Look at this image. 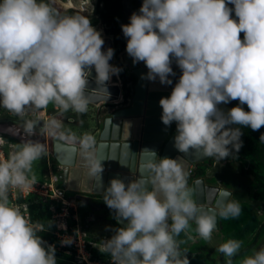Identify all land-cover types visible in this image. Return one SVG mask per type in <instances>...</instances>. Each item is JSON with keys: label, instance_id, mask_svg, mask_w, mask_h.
<instances>
[{"label": "clouds", "instance_id": "1", "mask_svg": "<svg viewBox=\"0 0 264 264\" xmlns=\"http://www.w3.org/2000/svg\"><path fill=\"white\" fill-rule=\"evenodd\" d=\"M129 21L121 25L126 52L133 64H145L142 78L173 85L172 64L181 70L170 95L159 100L162 123L176 124V149L218 161L235 158L243 146L241 127H264V0H143ZM104 43L89 16L69 13L64 0H0V108L18 117L28 136L38 131L60 142L67 164L78 157L99 186L104 169L97 137L71 125L78 121L82 128L80 118L90 104L110 98L108 82L122 71L109 63L114 49L102 50ZM231 101L239 103L220 107ZM50 105L52 114L42 120ZM259 139L264 144V133ZM7 144L0 138V147ZM47 156L48 144L30 139L10 144L6 157L0 152V264H57L55 245L39 235L52 222H33L28 205L10 198L33 188L34 165ZM133 175L127 184L111 179L103 194L123 224L109 228L113 234L98 247L111 264H190L181 245L211 241L218 219L242 212L230 193L214 207L198 203L180 157L144 149ZM72 243V237L61 241ZM242 246L227 239L216 251L224 264H234ZM239 264H264V246Z\"/></svg>", "mask_w": 264, "mask_h": 264}, {"label": "water", "instance_id": "2", "mask_svg": "<svg viewBox=\"0 0 264 264\" xmlns=\"http://www.w3.org/2000/svg\"><path fill=\"white\" fill-rule=\"evenodd\" d=\"M105 43L102 50L106 51L109 47L114 49V56L109 61L114 64L116 50L113 45L112 37L107 34L102 35ZM122 59L124 67L129 70L135 77L133 91L124 99L121 88V80L119 76L113 75L111 85H108L110 98L106 102L100 100L92 103L100 105L101 103L111 105L116 104V109H113L109 115L104 116L101 129L97 133L99 144V156L102 159L103 172L101 175L102 186L99 182L93 181L80 166L79 158L70 166L66 162V153L62 149L60 142L51 138H46L35 132L28 136L16 120H0V134H4L17 139L20 143L27 140L39 141L47 143L56 161L64 166V179L66 188L70 191H76L85 194L103 195L105 189L109 186L110 180L113 178L122 179L126 184L139 176L133 175L135 167L139 161V156L142 150L149 149L157 153L161 158L167 157L176 159L180 157L185 169L189 173L188 184L195 191L194 199L198 203H205L207 206L214 207L217 202L225 196L231 194L233 190L226 187H221L218 184H211L205 181L202 176H197V168L199 163H202L210 158L197 156L194 150H189L188 153L179 152L174 144L176 134L172 133V126H165L161 120L162 108L159 105V100L162 97H168L172 91L171 85H162L157 79L155 82L142 78L146 76L148 69L143 62L133 64L132 58L127 52H121L118 57ZM95 70H92V75L89 78V88L96 87ZM128 146H125L127 145ZM71 155L70 151L67 153ZM147 159V157L145 158ZM129 164L132 167H129ZM191 166L194 169H191ZM79 196L88 198L87 195ZM123 226V224H119ZM219 228V219L217 221V229Z\"/></svg>", "mask_w": 264, "mask_h": 264}, {"label": "rangeland", "instance_id": "3", "mask_svg": "<svg viewBox=\"0 0 264 264\" xmlns=\"http://www.w3.org/2000/svg\"><path fill=\"white\" fill-rule=\"evenodd\" d=\"M80 1L82 9L79 11L77 9L69 8L67 9L69 13L78 12L82 15L89 16L92 26L97 31H100L102 35L105 34L103 31V26L101 25V23L97 19L96 14L94 13L95 0ZM124 7L125 15L126 17H129L130 10L127 1H124ZM123 52H126V48L123 50ZM120 60L122 61L121 56ZM129 73L128 74L132 75L135 81L134 75L131 72ZM129 85L132 93L134 86L133 82L131 81ZM233 102L234 101H231L228 104H221L220 107L222 109H225L226 111V109L228 110L232 107ZM107 105L109 104H90L88 113L80 118L83 120L82 128L79 126L78 121L73 123L71 127L78 131L87 130L97 137V133L101 129L104 116L109 115L111 111L113 109H116V107L118 106H116V104H113L108 108ZM52 112L53 108L50 105L46 111L41 112V119H47L48 116L52 114ZM69 115H71V113ZM0 119H15L16 121H19L18 117L7 112V110L3 108H0ZM65 122L67 123V121ZM0 138H3L9 143L7 145H4L3 147H0L2 148L3 153L6 156L10 144L20 143L17 139L4 134H0ZM210 159L199 163L202 164L199 167L204 168L202 174L197 176L204 177L205 181H208L211 184H221L220 186L226 187L231 190L238 189V196L240 198L238 196H232L230 199L240 200L242 205V212L239 218L236 219H220L221 223L219 222V228L216 232L213 233V238L211 241L205 242L197 238L195 242H188V245H186V247H188L187 253L189 254L186 255L190 261V264H212V260H214L215 264H221L219 261V253L216 251L217 245L225 242L227 239H237L243 241L242 247L246 246L251 241L252 236L254 234V231H250V227L252 226L253 221L256 220V223L258 225L259 222L264 220L263 205L260 203L256 204L254 200L246 196V192L243 187L246 183H249L248 178L240 176V170L236 165L225 162L221 163L218 160H213V162L210 163ZM57 163L58 162L56 161L50 148L48 147V156L40 159L34 165V170L37 174V179H43L44 177L48 176L50 171L56 169ZM207 168L209 170H207ZM191 169L193 170L194 167L191 166ZM205 170L207 173H205ZM218 177L222 178L221 181L218 180ZM232 182L233 184H231ZM91 197L92 198L89 200L86 198L85 200L80 199V202H78V204L76 205V213L78 215L79 223L84 226L85 232L88 236L89 241L91 242V245H94L96 242H100V239H102L103 237H111L113 233L108 229L115 228V225L113 224V210L109 209L104 203L103 195L92 194ZM33 204L35 205L36 202H33ZM32 210L33 212L35 211L34 206L32 207ZM40 236L43 240L47 241L48 244L50 243L49 230L46 229L45 231L41 232ZM98 245L99 244H96V246ZM262 246H264V232L258 237L255 244L245 254H243V257L245 255H250L253 249L258 250ZM72 257L73 256L71 253L61 250V252L56 253L57 264H74ZM243 257L241 256L235 259L234 264H239V260H241Z\"/></svg>", "mask_w": 264, "mask_h": 264}, {"label": "trees", "instance_id": "4", "mask_svg": "<svg viewBox=\"0 0 264 264\" xmlns=\"http://www.w3.org/2000/svg\"><path fill=\"white\" fill-rule=\"evenodd\" d=\"M124 1L128 2L130 14L129 17L125 15V7ZM143 0H95L94 4V13L97 16V19L103 26L104 33L110 35L112 37L113 45L116 50L115 61L113 66L119 67L122 71L119 73V78L121 80L122 88L124 90L123 97L126 99L130 94V83L133 82L134 79L132 75H129L124 68L123 63L121 62L118 54L121 53L127 44V39L124 37L121 25L128 24L129 18L133 12H138ZM232 7L231 5H229ZM234 17V13H233ZM241 38H243V33H241ZM173 71L176 72L175 77H170L173 80V87L179 76L181 75V70L178 66L173 63L172 64ZM239 102L234 101L232 107L237 106ZM245 111H248L247 105H243ZM7 119V118H6ZM5 120V119H0ZM15 120V119H11ZM174 126V125H173ZM172 126V129L174 128ZM241 131L243 133L241 139L243 141V146L238 153H236L235 158L228 157L225 159L220 160L221 163H229L236 165L240 170V176L246 177L249 180V183L244 185V190L246 192V196L250 199L254 200V202L260 203L263 205L264 208V144L260 142V135L264 133V127H262L259 131H253L250 127H241ZM210 163L215 158L210 159ZM200 164L199 166H201ZM204 167L197 168V174H202ZM237 179V178H235ZM235 196H238L239 190H234ZM239 197V196H238ZM240 198V197H239ZM80 202V198H78ZM33 204V203H32ZM29 207V217L33 222H40L44 223L45 225L50 221V214H51V205L57 207L58 204L56 202L51 201H44V202H36V204ZM35 207V211L33 212L32 207ZM114 213V212H113ZM74 220L69 217L67 219L68 225H72ZM113 223L116 227H120L117 224V221L113 218ZM255 225V226H254ZM84 229V226L82 225ZM47 230L54 229V224H51V227H47ZM85 231V229H84ZM250 231H254L251 241L244 247L241 248L240 254L234 258L235 259L243 256L256 242L258 237L264 232V220L259 222L257 225L256 220L253 221L252 226L250 227ZM41 233H39L40 235ZM88 238V236H87ZM50 239V237H49ZM179 239H185L184 235L181 234ZM219 245H217L218 247ZM92 250V249H91ZM93 255L96 256V252L92 251ZM107 254H103L105 256ZM220 256V263L224 264V257L219 253ZM73 263L78 264L75 262L74 258L72 257ZM212 264L214 260H212Z\"/></svg>", "mask_w": 264, "mask_h": 264}, {"label": "built area", "instance_id": "5", "mask_svg": "<svg viewBox=\"0 0 264 264\" xmlns=\"http://www.w3.org/2000/svg\"><path fill=\"white\" fill-rule=\"evenodd\" d=\"M0 152L3 153L2 148H0ZM4 156L6 157V155ZM63 171L64 166L57 163L56 169L50 171L48 176L43 179H37L33 188L25 189L22 193H14L10 198L21 205L26 203L28 205L27 215H29V207L33 202H56L58 209L51 205L49 218L54 224V229L50 230L49 244L55 245L56 253L61 250L69 252L78 264H111L110 256H103L104 253L99 250V245L96 246L100 242L91 245L82 224L79 223L76 205L80 196L79 193L71 192L66 188ZM69 217L74 220L72 225L67 223ZM67 237H72L73 243L62 245L61 241ZM106 238L110 237H103L100 241ZM93 250L96 252V256L93 255Z\"/></svg>", "mask_w": 264, "mask_h": 264}, {"label": "crops", "instance_id": "6", "mask_svg": "<svg viewBox=\"0 0 264 264\" xmlns=\"http://www.w3.org/2000/svg\"><path fill=\"white\" fill-rule=\"evenodd\" d=\"M121 62H122V61H121ZM122 63H123V62H122ZM125 69H126V68H125ZM126 72L129 73L127 69H126ZM129 74H130V73H129ZM121 88H122V87H121ZM122 89H123V88H122ZM130 90H131V89H130ZM123 92H124V90H122V94H123ZM223 110H225V109H223ZM226 111H227V109H226ZM173 125H174V126H173L174 128H173V130H172V133H173V134H176V124H175V122L173 123ZM209 167H210V166H209ZM209 167H208V168H209ZM208 168H207V170H209ZM205 173H207L206 170H205ZM197 175H200V174H197ZM221 179H222V178L218 177V180L221 181ZM207 183H209V182L207 181ZM229 183H230V182H229ZM213 184H215V183H213ZM231 184H233V182H232ZM218 185H221V184H218ZM221 187H222V186H221ZM233 192H234V193H233V196L235 197V191H234V189H233ZM87 195L90 196V197L92 196V194H87ZM98 197H99V196H98ZM88 205H90V204H88ZM219 222L221 223V220H220V219H219ZM113 224H114V223H113ZM193 226H195V225H193ZM113 227H114V226H113ZM115 227H116V226H115ZM189 242H190V241H189ZM186 245H188V242L185 243V244H182L181 247H182L183 249L188 250V247H186ZM183 246H184V247H183ZM252 249H253V248H252ZM187 252H188V251H187ZM186 254H189V253H186ZM242 257H243V256H242ZM190 258H191V257H190Z\"/></svg>", "mask_w": 264, "mask_h": 264}, {"label": "bare ground", "instance_id": "7", "mask_svg": "<svg viewBox=\"0 0 264 264\" xmlns=\"http://www.w3.org/2000/svg\"><path fill=\"white\" fill-rule=\"evenodd\" d=\"M80 2H81L80 0H64V4H65V6H66L67 9L73 8V9H77L79 11L82 9V6H81V3ZM111 82L112 81L110 80L108 82V85H111L110 84ZM134 82L135 81H133V85H134Z\"/></svg>", "mask_w": 264, "mask_h": 264}, {"label": "flooded vegetation", "instance_id": "8", "mask_svg": "<svg viewBox=\"0 0 264 264\" xmlns=\"http://www.w3.org/2000/svg\"><path fill=\"white\" fill-rule=\"evenodd\" d=\"M71 192H76V191H71ZM77 193H80V192H77ZM81 195H84L85 193H80ZM88 196V195H87ZM89 197V199H91L92 197H90V196H88ZM80 199H81V197H79ZM83 200H85V198H82ZM86 199H88V198H86ZM88 199V200H89Z\"/></svg>", "mask_w": 264, "mask_h": 264}]
</instances>
